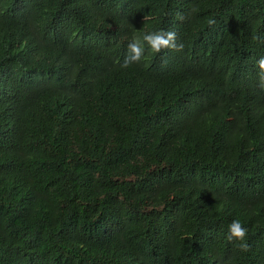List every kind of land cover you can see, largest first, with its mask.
<instances>
[{"label":"trees","instance_id":"16d2710c","mask_svg":"<svg viewBox=\"0 0 264 264\" xmlns=\"http://www.w3.org/2000/svg\"><path fill=\"white\" fill-rule=\"evenodd\" d=\"M262 56L264 0H0V264H264Z\"/></svg>","mask_w":264,"mask_h":264},{"label":"clouds","instance_id":"9594fccd","mask_svg":"<svg viewBox=\"0 0 264 264\" xmlns=\"http://www.w3.org/2000/svg\"><path fill=\"white\" fill-rule=\"evenodd\" d=\"M176 33L174 31H165L159 30L154 32L145 33L142 38L133 36L130 42L128 43V55L125 57L124 65L128 66L134 62H140L144 56V44L146 43L148 47L155 53L161 52L163 49H174L177 51H181L183 49V44L176 43ZM256 64L261 70L259 75L261 78L262 86H264V56L260 57ZM229 235L227 239L232 241L235 239L236 241H240L238 247L241 251H248L249 245L244 243L245 237L247 236L248 229L241 223L240 220H233L228 225Z\"/></svg>","mask_w":264,"mask_h":264}]
</instances>
